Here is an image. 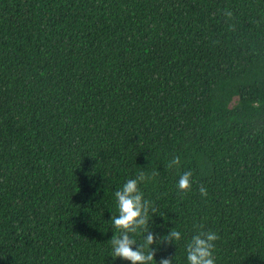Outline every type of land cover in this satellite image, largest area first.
<instances>
[{"label":"trees","instance_id":"1","mask_svg":"<svg viewBox=\"0 0 264 264\" xmlns=\"http://www.w3.org/2000/svg\"><path fill=\"white\" fill-rule=\"evenodd\" d=\"M141 172L147 232L181 233L153 264L200 231L264 264V0H0V264H131L111 217Z\"/></svg>","mask_w":264,"mask_h":264},{"label":"clouds","instance_id":"2","mask_svg":"<svg viewBox=\"0 0 264 264\" xmlns=\"http://www.w3.org/2000/svg\"><path fill=\"white\" fill-rule=\"evenodd\" d=\"M231 15V13H226ZM180 165V157L176 156L169 163L168 167ZM192 173H183L178 180V188L187 192L192 186ZM145 174L141 172L135 179L127 180L120 190L114 195L117 201L118 215H112L113 227L119 232L111 238L113 259L121 258L130 261L131 264H153L155 261V249L151 246L158 242L172 243L181 238L179 231L171 230L166 236L158 237L156 233L147 232L149 209L151 205L143 198V193L139 189V183L145 180ZM199 192L202 196H207V189L201 185ZM153 213L156 209L152 208ZM138 230H145V243L143 246L137 245L135 239L130 234L137 233ZM219 236L211 231H200L193 235L187 245L188 264H215L213 251L215 241ZM145 249H148L147 251ZM159 264H172V258H162Z\"/></svg>","mask_w":264,"mask_h":264}]
</instances>
